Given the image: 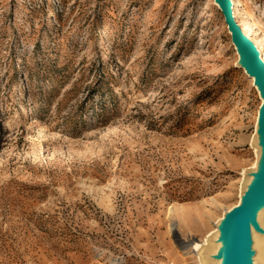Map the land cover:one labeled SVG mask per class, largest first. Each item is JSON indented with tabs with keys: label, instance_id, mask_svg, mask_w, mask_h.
I'll return each mask as SVG.
<instances>
[{
	"label": "rangeland",
	"instance_id": "374dc122",
	"mask_svg": "<svg viewBox=\"0 0 264 264\" xmlns=\"http://www.w3.org/2000/svg\"><path fill=\"white\" fill-rule=\"evenodd\" d=\"M237 59L213 0H0V264H213L260 156Z\"/></svg>",
	"mask_w": 264,
	"mask_h": 264
},
{
	"label": "water",
	"instance_id": "95a60500",
	"mask_svg": "<svg viewBox=\"0 0 264 264\" xmlns=\"http://www.w3.org/2000/svg\"><path fill=\"white\" fill-rule=\"evenodd\" d=\"M213 1L230 33L238 56L237 65L252 78L261 100L255 122L254 146L260 156L252 167L243 171L237 204L224 210L214 222L215 229L204 237L210 246L200 251V258L213 264H219V261L222 264H260L256 240L258 236L264 238V227L258 218V211L264 209V61L256 44L236 22L232 0ZM194 252L198 256V250Z\"/></svg>",
	"mask_w": 264,
	"mask_h": 264
},
{
	"label": "bare ground",
	"instance_id": "6f19581e",
	"mask_svg": "<svg viewBox=\"0 0 264 264\" xmlns=\"http://www.w3.org/2000/svg\"><path fill=\"white\" fill-rule=\"evenodd\" d=\"M232 6H233V8H237V9H239L238 7H239V2H238V0H232ZM240 25H242V31L244 32V34L246 35V36H248L251 40H253L254 42H255V44H256V46L257 47H259L260 46V48H261V45H263V39H262V37L261 36H255V37H253V36H251V33H249V30H250V28H249V25H248V23L247 22H243V23H240ZM261 57H262V60H264V55H263V53L261 52ZM259 241V240H258ZM258 244V243H257ZM261 244V243H260ZM195 248L196 249H198L199 248V246H197V245H195ZM259 256V255H258ZM261 262V261H260Z\"/></svg>",
	"mask_w": 264,
	"mask_h": 264
}]
</instances>
